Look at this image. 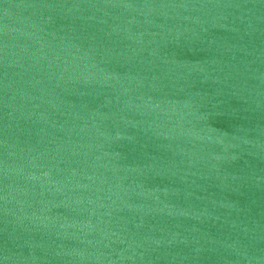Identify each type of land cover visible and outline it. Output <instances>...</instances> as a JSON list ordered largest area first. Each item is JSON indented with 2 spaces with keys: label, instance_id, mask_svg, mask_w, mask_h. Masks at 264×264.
Instances as JSON below:
<instances>
[{
  "label": "water",
  "instance_id": "1",
  "mask_svg": "<svg viewBox=\"0 0 264 264\" xmlns=\"http://www.w3.org/2000/svg\"><path fill=\"white\" fill-rule=\"evenodd\" d=\"M0 264H264V0H0Z\"/></svg>",
  "mask_w": 264,
  "mask_h": 264
}]
</instances>
